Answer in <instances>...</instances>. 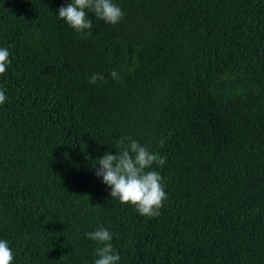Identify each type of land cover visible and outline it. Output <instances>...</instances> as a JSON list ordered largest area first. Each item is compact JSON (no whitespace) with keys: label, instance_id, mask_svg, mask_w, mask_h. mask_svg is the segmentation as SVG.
Returning <instances> with one entry per match:
<instances>
[{"label":"trees","instance_id":"16d2710c","mask_svg":"<svg viewBox=\"0 0 264 264\" xmlns=\"http://www.w3.org/2000/svg\"><path fill=\"white\" fill-rule=\"evenodd\" d=\"M115 2L119 24L93 16L80 36L56 15L68 0H0V238L14 264H93L98 226L120 264H264V0ZM129 137L166 159L152 218L92 169Z\"/></svg>","mask_w":264,"mask_h":264},{"label":"clouds","instance_id":"9594fccd","mask_svg":"<svg viewBox=\"0 0 264 264\" xmlns=\"http://www.w3.org/2000/svg\"><path fill=\"white\" fill-rule=\"evenodd\" d=\"M57 17L80 36H91L93 20L102 21L107 26H116L124 16L123 9L115 0H68L56 13ZM8 48L0 47V75L6 73L10 64ZM113 81L121 79L117 70L109 73ZM102 73H93L90 85L103 81ZM7 100L6 92L0 89V105ZM113 155L110 151L92 161V169L97 179L109 189L113 200L123 205H131L143 217H155L167 199L163 177L157 168L165 165V157L150 151L139 141L127 138ZM155 166V167H154ZM85 237L97 246L93 264H120L121 256L114 250L113 235L105 226L86 232ZM0 264H14V253L7 239L0 238Z\"/></svg>","mask_w":264,"mask_h":264}]
</instances>
